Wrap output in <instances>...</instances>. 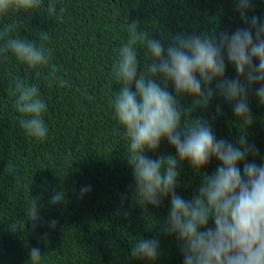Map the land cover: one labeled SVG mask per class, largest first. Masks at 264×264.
Instances as JSON below:
<instances>
[{"label": "trees", "instance_id": "trees-1", "mask_svg": "<svg viewBox=\"0 0 264 264\" xmlns=\"http://www.w3.org/2000/svg\"><path fill=\"white\" fill-rule=\"evenodd\" d=\"M0 264H264V0H0Z\"/></svg>", "mask_w": 264, "mask_h": 264}]
</instances>
